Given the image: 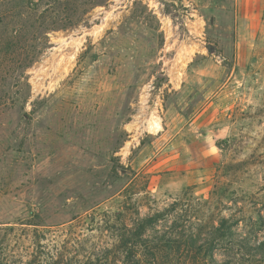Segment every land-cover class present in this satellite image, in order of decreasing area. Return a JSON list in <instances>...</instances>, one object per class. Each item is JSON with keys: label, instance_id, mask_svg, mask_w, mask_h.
Here are the masks:
<instances>
[{"label": "rangeland", "instance_id": "rangeland-1", "mask_svg": "<svg viewBox=\"0 0 264 264\" xmlns=\"http://www.w3.org/2000/svg\"><path fill=\"white\" fill-rule=\"evenodd\" d=\"M172 203L264 216V0H0V264H152Z\"/></svg>", "mask_w": 264, "mask_h": 264}, {"label": "trees", "instance_id": "trees-1", "mask_svg": "<svg viewBox=\"0 0 264 264\" xmlns=\"http://www.w3.org/2000/svg\"><path fill=\"white\" fill-rule=\"evenodd\" d=\"M118 242L126 262H138L140 252L152 264H264V216L201 222L172 203L142 218Z\"/></svg>", "mask_w": 264, "mask_h": 264}]
</instances>
